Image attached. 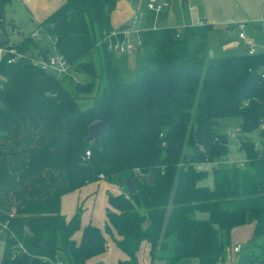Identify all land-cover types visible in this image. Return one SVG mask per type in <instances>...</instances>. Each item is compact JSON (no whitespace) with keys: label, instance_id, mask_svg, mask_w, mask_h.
Masks as SVG:
<instances>
[{"label":"trees","instance_id":"trees-1","mask_svg":"<svg viewBox=\"0 0 264 264\" xmlns=\"http://www.w3.org/2000/svg\"><path fill=\"white\" fill-rule=\"evenodd\" d=\"M9 1L0 0V44L24 55L14 62H7L10 54L0 58V223L12 231L3 238L0 264H51L61 256L63 264H85L106 251L104 233L127 256L118 264H138L142 241L152 262L190 257L218 264L234 227L253 222L252 237L264 234V162L250 140L239 144L247 158L242 168H195L226 152L216 140L219 119L240 117L243 134L264 120L258 74L264 53L207 56L210 23L180 31L142 28L144 53L125 80L106 37L116 0H63L37 25L48 46H38L29 33L9 41L7 29H18L5 16ZM116 36L121 39V32ZM35 48L62 54L74 72L88 76L94 73L90 54L99 48L105 74L100 91L91 96L94 80L77 81L69 90L60 77L31 63ZM83 95L89 100L80 102ZM97 120L105 129L99 146L86 140L88 125ZM185 142L188 152L173 154L168 147ZM127 178L134 192L127 190ZM99 179L125 189L108 194L103 227L83 225L76 241L80 210L67 218L61 196ZM258 251L264 254V242Z\"/></svg>","mask_w":264,"mask_h":264},{"label":"crops","instance_id":"crops-1","mask_svg":"<svg viewBox=\"0 0 264 264\" xmlns=\"http://www.w3.org/2000/svg\"><path fill=\"white\" fill-rule=\"evenodd\" d=\"M62 1L63 0H10L6 5L5 13H7V17L11 18L18 27L17 31H15L17 33L22 32L26 25L35 24V29L30 31L31 34L37 29L38 22L59 6ZM166 3L168 4V0H116L115 7L110 14L111 26L113 30L116 31L117 29L122 30L123 25H129V28L125 29L126 31L163 26L162 24H156L159 20V12ZM187 3L188 7L186 9L182 7L180 8L181 10H179V23L173 24L177 30L182 29L186 25L202 24L205 22L212 24V29L219 28L225 31L233 30L236 34V28L234 26L236 23L247 20L257 22L264 7V0H182L183 5ZM148 4L152 5V8L148 7ZM158 6L160 8L156 10ZM170 18H173L171 13ZM132 22L133 24L136 23V26L133 28ZM255 29L254 31L256 33L260 31L262 34L258 27H255ZM209 32L210 31L207 33V38ZM12 33L14 32L12 31ZM38 34L39 31L37 29V34L35 36ZM35 36L33 37L35 38ZM258 38L261 39L262 36ZM36 41L38 46H48L47 44L39 43L37 39ZM235 42V48H238L235 53H239L243 50V44L238 39ZM36 50L38 49H32L31 52ZM210 55L213 54L210 53ZM123 190L124 188L119 185L99 179L86 183L61 196L60 211L67 218L78 208L80 210L81 227L73 234V238L76 241L80 238L83 225L91 223L101 228L103 227L106 221L105 210L108 206V194H119ZM104 236L107 245L106 251L87 259L85 264H118L119 260L127 258L126 254L117 247L109 234L104 233ZM114 237L119 238L115 233ZM137 258L138 264H165L163 259H156L153 262L149 260L148 243L145 241H142L139 245ZM185 259H194L197 262L195 258L188 257L182 258L177 264Z\"/></svg>","mask_w":264,"mask_h":264},{"label":"rangeland","instance_id":"rangeland-1","mask_svg":"<svg viewBox=\"0 0 264 264\" xmlns=\"http://www.w3.org/2000/svg\"><path fill=\"white\" fill-rule=\"evenodd\" d=\"M159 1H162V0H159ZM152 2L155 3L154 1ZM182 7L183 8L185 7L186 9L188 7V3L183 5L182 0H168V4L166 3V5L159 12V15H158L159 20L156 25L165 24V25L173 26V24H178L180 21L178 20V18H180L179 10H181L180 8ZM152 10L150 11L153 12ZM170 13L173 15V18H170ZM5 15L7 19L8 18L7 13H5ZM34 25L35 24H31L28 26L26 25V27L20 33H17V32L12 33L10 29H7L6 34L9 38V41L14 42L18 40L21 37V35H25L28 33L30 34V31L32 29H35ZM134 26H136V23L133 24L132 22V28ZM6 27L9 28L8 26ZM118 31L119 33L121 32L123 37L134 42V49L132 50L130 54L113 52L114 56L116 55L114 62H116V64L122 68L123 79L129 80L133 77V75L136 73L137 69L139 68V64L142 59L145 46L144 44L141 43L138 30H131V31L129 30L126 31L125 29H122V30L117 29V31L113 30L111 32L115 33V35L112 36V39H114V37L117 38L116 35ZM124 31L126 33H124ZM178 31H180V29ZM247 32L254 34L255 36H258V37L262 36L260 31L256 33L252 29H247ZM35 38L41 44L50 45L49 38L46 35H44L42 32H39V34L35 36ZM237 39L238 37L235 34V32H233V30L225 31L219 28H214L210 30L208 34V38H207V44H208L207 45V56H211V57L215 55L226 56V55L235 53L238 50V48H235L236 47L235 41ZM209 52L212 53L213 55H210ZM90 59L92 60L94 64L93 76H88V74L82 70L79 72L78 71L74 72V70L71 67L69 74L63 77H60V79L63 80L64 85H66V87L69 88V90L73 92L75 91V83L77 81L79 83H84L86 82V80H94L95 86L93 87V92L91 93L92 94L91 96H93L94 92L100 91V87L102 86V84H104V81H105V74L102 69L99 48L91 52ZM80 94L82 95V93ZM85 95H87V93ZM85 95L78 97L80 102L89 100L90 98L89 95L88 96H85ZM240 121H241L240 117H224V118L219 119L218 121V125H217L218 134H220L219 131L226 134L228 129H231L232 132H234V135L227 137L226 152L220 155L221 159H233L236 161L242 159L244 157V152L242 149L239 148V144L241 140L256 139L255 132L250 131L249 133L243 134L239 130ZM189 150H190V146L185 142L181 146V151L188 152ZM220 157L214 160L215 165L226 163V162L220 161L221 160ZM211 167L209 164H207L205 166V169L209 172ZM207 179L210 180V175L208 176ZM196 215L198 217L206 216L204 212H197ZM252 233H253V223L252 222H246L245 224L234 227L232 231L230 232V236H229L230 241H225V244H224L225 245L224 250H223L224 258H227V256L230 254L228 252L229 247L236 243H239L242 246L241 252H240L241 255L257 253L259 244H261L264 240V234L252 237ZM2 245H3V240L2 238H0V254L2 250ZM58 259L62 260V256L59 257ZM223 263L224 261L222 262L220 261L218 264H223ZM179 264H197V262L194 259H185Z\"/></svg>","mask_w":264,"mask_h":264},{"label":"built area","instance_id":"built-area-1","mask_svg":"<svg viewBox=\"0 0 264 264\" xmlns=\"http://www.w3.org/2000/svg\"><path fill=\"white\" fill-rule=\"evenodd\" d=\"M148 7L152 8V5L148 4ZM160 7H156V10H158ZM236 34L238 39L243 44V50L242 52L246 53L247 55H256L258 53H264V7L262 9V13L260 18L256 21L253 20H247L242 21L239 23H236ZM258 28L262 32V38L259 39L254 34L248 33L247 29L256 30L255 27ZM124 33H126L124 31ZM37 34V29L34 30L31 35L35 36ZM115 33L110 32L107 34L108 40V48L114 52V53H125L130 54L132 50L134 49V42L126 39L122 36L121 39H117L114 37L112 39V36H114ZM4 54H10L7 58V62H14L17 58L23 56L24 54L22 52H18L14 47H6L2 44H0V58L4 56ZM30 61L33 65L39 67L40 69L50 73L54 74L58 77H63L67 74H69L71 65L66 61L64 56L56 51H45L40 52L39 50H36L31 53ZM258 74L261 84L264 86V63H262L258 67ZM246 100L244 101V104H246ZM252 132L256 133V139H246L250 140L253 144V148L258 153V157L264 162V120H260L258 125L253 128ZM220 134L216 135V140L221 142L224 139L226 140L225 145L227 144V137L234 135V132H232L231 129H228L226 134L219 131ZM89 151H85V155H88ZM220 157V156H219ZM221 159V157H220ZM220 161L226 162L229 165H235L237 167L242 168L247 161V158L244 154V157L238 161L233 159H221ZM234 163V164H233ZM209 164L211 166H216L215 161H199L195 163V168L197 170H203L205 169V166ZM12 234V231L7 229L6 223H0V238H3L6 235ZM264 242V240H263ZM22 245L19 243L16 245V247H21ZM241 248L242 246L239 243L233 244L229 247L228 252L230 253L227 258H224L223 255V264H264V254L262 255L260 251L257 253H250L247 255H241ZM221 261V262H222ZM51 264H63L62 260L56 259V260H50Z\"/></svg>","mask_w":264,"mask_h":264},{"label":"water","instance_id":"water-1","mask_svg":"<svg viewBox=\"0 0 264 264\" xmlns=\"http://www.w3.org/2000/svg\"><path fill=\"white\" fill-rule=\"evenodd\" d=\"M126 28H129V25L122 26V29H126ZM258 28L260 27L258 26ZM3 38L5 37L3 36ZM87 129L89 133L86 136V140L89 142H93L96 146H99V137L101 134L105 132V129L103 127V122L100 120L94 121L88 125ZM223 143H226L225 139L223 140ZM197 144L199 145L202 144V131L201 130L198 134ZM168 147L173 154H177L181 151V143H178L175 146H168ZM147 179L149 182H151L152 180L151 172L148 173ZM124 184L129 192H134L136 190L135 186L133 185L132 181L129 178H127L124 181Z\"/></svg>","mask_w":264,"mask_h":264}]
</instances>
